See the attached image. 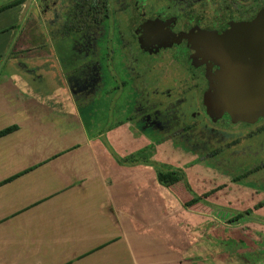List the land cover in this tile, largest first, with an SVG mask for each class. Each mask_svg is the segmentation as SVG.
<instances>
[{"label":"crops","instance_id":"obj_1","mask_svg":"<svg viewBox=\"0 0 264 264\" xmlns=\"http://www.w3.org/2000/svg\"><path fill=\"white\" fill-rule=\"evenodd\" d=\"M25 3L0 13V264H264V221L201 211L210 242L152 167L113 158L104 142L118 158L142 146L127 125L91 132L54 59L14 58Z\"/></svg>","mask_w":264,"mask_h":264},{"label":"flooded vegetation","instance_id":"obj_2","mask_svg":"<svg viewBox=\"0 0 264 264\" xmlns=\"http://www.w3.org/2000/svg\"><path fill=\"white\" fill-rule=\"evenodd\" d=\"M145 1L42 0V5L38 7L40 9L34 7L32 12L37 15L36 20L43 21V45L40 43L38 47H31L26 41L20 46L16 45L14 58L54 59L66 87L62 65L65 69L81 70L86 75L89 66L101 58L103 62L100 61V65L106 70L109 67L113 80H116L121 90L126 87L135 90L140 95L136 104L143 103L139 110L136 105L122 104L118 111L123 118L104 131L98 132L96 129L95 132H112L127 125V129L139 139L142 146L122 159L125 163H135L133 157L141 154L142 163L152 167L155 174L157 170L178 172L184 181L189 171L167 163L170 155L179 154L189 159L192 156L193 160H199L197 163L206 166L212 165L210 161L214 160L212 162L216 167L213 170L231 178V182L221 179L223 182L216 185L219 200L231 191L232 198H242L248 202L247 207L228 209L226 212L229 213L226 214L264 216V116L250 122H234L227 114L218 118L209 116L203 97L208 89L207 74L215 72L217 67L212 62L193 59V50L187 38L165 46H143V41H151L152 38H145L138 29L141 22L157 19L168 22L170 31L177 35L194 28L222 33L229 28V22L251 20L264 8V4L256 8L254 0H234L233 4L242 10L240 17L223 12L222 18L216 23L205 26L194 14L186 11L195 3L193 0H178L183 6L173 10L167 4L151 13L146 12ZM39 48H43V57L27 56L31 49ZM115 62L123 63V69L129 77L127 81H122L114 74ZM132 99L133 95L130 96ZM128 110L131 111L130 116L126 115ZM138 115L150 120L148 123L160 133L157 140L139 131L135 119ZM91 126L95 127L94 121ZM104 145L115 159L108 143L104 142ZM150 151L155 155L156 165L150 158L149 161L143 160V154ZM198 197L202 198L197 194L195 198Z\"/></svg>","mask_w":264,"mask_h":264},{"label":"rangeland","instance_id":"obj_3","mask_svg":"<svg viewBox=\"0 0 264 264\" xmlns=\"http://www.w3.org/2000/svg\"><path fill=\"white\" fill-rule=\"evenodd\" d=\"M24 1H26V8L24 10L25 12L23 16V21L20 25H16V27L13 28L15 29L16 33H18V38H22L20 39V42L17 41V45L20 46L26 41V43H28V45H30L31 47H38L40 43L43 45V21L36 20L35 16L37 15H34L32 11L34 7L36 9H40L38 7L42 5V0ZM240 1L241 0H239V2ZM254 1L256 8L264 4V0ZM193 2L195 3H192L190 8L186 11L190 14H194L196 18L200 20L201 24L205 26H210L213 23H216L219 19L222 18L221 14L223 12L225 14L232 13L236 18L241 16L242 10L237 9L236 5L233 4L234 0H193ZM167 4L172 6L173 10L174 8H179L183 6V4L178 0L176 2L175 0L170 2L168 0H146L145 9L147 13H151L153 11H156L157 9L165 7ZM37 11V13H39V10ZM180 11H182V9H180ZM12 46L11 49H13L14 47ZM30 46H28V48H30ZM99 49L101 48H98V50ZM27 56L37 58L43 57V48L41 50L40 48L31 49L30 54ZM100 59L89 66L86 75H84L81 70L73 71L69 68L65 69V67L62 65L68 91L70 92L71 97L73 98L76 106L79 109L81 119L89 127V129H91V132H96V129L98 132L104 131L105 129H108L113 125H116L118 121H120L119 119L123 118L122 115L119 116L118 111V107L122 104H132L133 106L136 105L137 110H139L140 107H143V103L138 102L136 104L137 99H140V95L137 94L135 90H132L126 86V88H123L121 90V87L116 83V80H113L112 72L109 70V67L107 68V70L102 68V66L100 65V61L103 62V60ZM41 61H43V59H41ZM123 66V63L116 64L115 62V66L113 69L114 74L117 76V78H120L122 81H127V78L129 77L125 72V69H123ZM132 95L133 99L130 100V96ZM149 111L150 110H148V112ZM130 113L131 111L128 110L126 115L130 116ZM149 114L151 115V113ZM135 119L140 132H143L149 137H153L154 140H157V138L161 136L160 133H157V131L154 130L152 125L148 123L150 122V120H148L147 118L138 115ZM93 121L96 128L91 126L93 124ZM150 150L152 149L150 148ZM119 158L121 160L125 159L124 156ZM141 158V154H139L138 156L135 155L133 157V161L137 162L138 160V163H142ZM144 158L148 161L150 158V161H152L153 164L156 165L155 155L152 153V151H150L148 154H143V160ZM193 159L194 157L192 156L189 159L188 157H184L179 154H173L170 155V160H166V162L172 163L176 167L181 166L187 172L189 171V173L186 174L188 176H186L187 178L184 180L185 182L181 180L179 183L175 184L174 191L179 192L183 198L188 200L195 198L197 194L202 196V199H200L199 201L200 205H193L189 208L193 213H197L196 217L194 216L190 218L191 228L197 227L199 232H201L200 228H203L202 232L204 233L206 230L208 232L211 231V234H208V240L210 242H214V236L217 232H219L216 229L217 227L212 222H205L203 220H200L201 218L199 217V213L201 211H208V215L217 214L219 215V217H221L222 222H225V220L236 218L235 216L227 215L226 213L229 212H226V210L243 209L244 207H247L248 202L242 198L239 200L232 198L231 191H229L225 195V197H223L224 199L220 198L221 200H219V197L217 195V193L219 194V192H217V189H215L216 185L222 183L223 181L225 182V180L230 181L231 178L226 175H220L213 170V168L216 167V165L212 162L214 160L210 161L212 165L206 166L204 163H197V161H199L198 159ZM225 161L226 160L224 159L223 162L225 163ZM205 173L208 174L207 177L201 176ZM221 179H223V181H220ZM130 181L131 180H127L125 181V184H122V190L126 191V193H140L142 182L139 179L134 182ZM189 192L192 193L193 196H191ZM209 194L211 195L208 196ZM128 196L129 201H131V197L133 196H130V194ZM138 200H140V198H138L137 201ZM171 203L172 202H170V204ZM143 204H145V202H143ZM245 218L248 217H244L243 219ZM250 218L259 220L261 222L264 221V216H254ZM229 231L230 230L228 228H225V236L231 235V232Z\"/></svg>","mask_w":264,"mask_h":264},{"label":"water","instance_id":"obj_4","mask_svg":"<svg viewBox=\"0 0 264 264\" xmlns=\"http://www.w3.org/2000/svg\"><path fill=\"white\" fill-rule=\"evenodd\" d=\"M222 33L188 30L170 31L168 22L157 19L138 24L145 38L142 45L165 46L187 38L193 59L212 62L203 103L213 118L227 114L232 121L250 122L264 116V8L248 21L231 23Z\"/></svg>","mask_w":264,"mask_h":264},{"label":"trees","instance_id":"obj_5","mask_svg":"<svg viewBox=\"0 0 264 264\" xmlns=\"http://www.w3.org/2000/svg\"><path fill=\"white\" fill-rule=\"evenodd\" d=\"M19 2H20V0H17V1H14L12 3H9L7 5L1 6L0 7V13L7 10L8 8H10L12 6L19 4ZM10 131H11L10 128L6 129V130L0 132V136L4 135ZM115 159L120 164L125 163V160H121V159H118L116 157H115ZM156 176H157V180L159 181L160 184L164 185L167 188H172L173 190H175V188H174L175 184H177L181 181V178L179 177L178 172L173 173L171 171L163 172V171L157 170ZM200 199H202V198H192L191 200H188L187 202H185V207L190 208L193 205L199 204ZM192 200H194V201H192ZM235 217H236L235 219L225 220L226 224H235L244 218L243 216H235Z\"/></svg>","mask_w":264,"mask_h":264}]
</instances>
